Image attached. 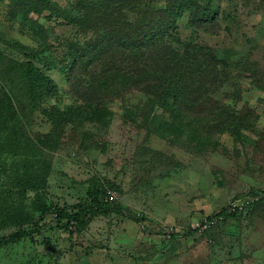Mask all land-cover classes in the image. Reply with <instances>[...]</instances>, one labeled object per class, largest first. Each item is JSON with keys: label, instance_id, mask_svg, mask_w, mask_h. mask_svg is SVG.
<instances>
[{"label": "rangeland", "instance_id": "1", "mask_svg": "<svg viewBox=\"0 0 264 264\" xmlns=\"http://www.w3.org/2000/svg\"><path fill=\"white\" fill-rule=\"evenodd\" d=\"M78 3L0 0V96H12L31 139L28 154L0 151V264H264V0H197L179 22L182 41L211 48L230 69H257L240 85L241 141L175 129L137 93L102 112L86 106L65 73L71 44L94 37L71 20ZM31 51L55 94L39 111L21 77ZM231 205L236 218L190 233ZM80 206L84 228L58 223L54 209ZM6 237L15 242L2 245Z\"/></svg>", "mask_w": 264, "mask_h": 264}, {"label": "trees", "instance_id": "2", "mask_svg": "<svg viewBox=\"0 0 264 264\" xmlns=\"http://www.w3.org/2000/svg\"><path fill=\"white\" fill-rule=\"evenodd\" d=\"M78 6L83 13L71 20L82 29L92 30L94 37L84 46L71 44V62L65 73L86 106L102 112L112 99L123 100L137 93L147 99L146 108L170 113L175 129L184 131L197 125L221 134L227 132L241 141L243 125L237 116L240 85L248 73L258 71H253L248 61L230 69L211 48L195 39L182 41L179 22L186 12L200 8L197 0H79ZM217 19V14L203 17L204 22ZM12 47L25 50L18 44ZM38 55L37 51L25 53L28 60L21 71L32 111H39L42 100L55 96L52 80L34 65ZM138 113L146 122L147 113ZM138 113L126 111L125 116L137 119ZM30 141L12 96H0V151L11 157L25 155ZM82 207L76 214L54 209L58 223L67 219L66 227L79 224V229L84 228ZM238 212V207L231 205L204 220L215 225L236 218ZM2 242L9 244L15 239L6 237Z\"/></svg>", "mask_w": 264, "mask_h": 264}, {"label": "built area", "instance_id": "3", "mask_svg": "<svg viewBox=\"0 0 264 264\" xmlns=\"http://www.w3.org/2000/svg\"><path fill=\"white\" fill-rule=\"evenodd\" d=\"M214 225V223H208V222H205V220L202 222H198L197 224H196V226L194 227V230H196V231H200L201 229H204V228H210V227H212Z\"/></svg>", "mask_w": 264, "mask_h": 264}]
</instances>
